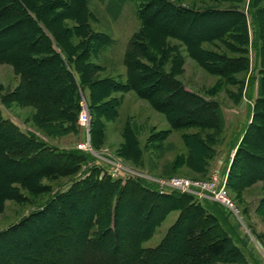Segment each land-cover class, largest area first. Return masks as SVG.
I'll use <instances>...</instances> for the list:
<instances>
[{
  "label": "trees",
  "instance_id": "obj_1",
  "mask_svg": "<svg viewBox=\"0 0 264 264\" xmlns=\"http://www.w3.org/2000/svg\"><path fill=\"white\" fill-rule=\"evenodd\" d=\"M133 1L137 3L141 26L128 43L124 56L127 82L121 85L113 80L101 81L97 66L88 63L83 65L98 49L109 44L110 37L89 34L87 39L94 40L95 46L89 49L87 45L84 48L80 42L75 47L80 52L70 55L56 32L45 22L46 12L56 8L55 1L0 0V61L12 64L22 78L10 98L4 99V104L15 102L24 106L59 107L61 119L52 121L53 131L44 132L45 137L53 138L64 130L77 131L81 109L80 91H92L104 86L106 94L115 91L135 92L169 119L172 116L174 128L221 129L223 116L218 102L206 100L183 87L164 89V85H170L169 74L163 70L162 62L151 58L147 44L165 50L168 39L177 40L190 53L199 51L202 54L201 65L227 81L231 75L246 70L249 59L214 57L203 51L202 45L220 41L231 36L234 31L245 35L244 43L247 44L250 19L255 36L252 45L261 60L263 77L256 122L251 123L242 142L253 147L241 146L239 151L248 165L246 169L243 166L241 168L246 170V174L252 171L249 178L264 180V174L260 173H264V124L257 122H264L263 0H250L247 11L241 9L245 0H228L236 3L228 9L202 10L170 0ZM19 34L29 41L20 44L19 39H13ZM17 54L19 60L15 56ZM95 96L93 92L88 95L93 141L98 134V114L101 112L97 111L102 110L98 103L102 97ZM103 105L110 106L104 116H118V101ZM190 138L197 139L200 148H191L189 160L203 164L202 159L211 156L212 152L200 142L197 134L190 135ZM133 143L137 144L136 141ZM90 162V156L85 152H60L55 145H50L39 136L22 131L12 121L4 119L0 112V188L6 189L5 199H8L7 194L13 199L19 198L18 187L14 185L37 192L38 187L32 180L67 177L75 174L81 164ZM87 173V177L73 182L67 191L56 194L32 215L45 219L47 224L43 225L42 236L32 240L29 246L33 244L34 247L36 245L39 249L45 248V251L52 252L45 258L42 254L32 257L30 253H19L18 260L11 255L13 251L4 252L0 253V264H65L69 249L81 253L79 264H249L229 231L233 228L210 212L209 207L200 206L201 201L194 196L179 192L161 194L156 184L139 179L129 178L123 183V180H114L106 174L100 177L101 170L96 166L90 167ZM91 197L95 198L96 206L87 210L85 205ZM126 198L134 223L129 234H120V213ZM211 203L222 210L219 204ZM49 210L52 215L56 214L54 226L48 218H44ZM175 210L180 211V215L161 242L155 247H144L156 228ZM37 219H34V223ZM22 225L1 232L0 242L18 236L16 247L24 251L28 239L26 241L25 236L16 235L21 232ZM64 241L70 245L69 248L60 244Z\"/></svg>",
  "mask_w": 264,
  "mask_h": 264
},
{
  "label": "rangeland",
  "instance_id": "obj_2",
  "mask_svg": "<svg viewBox=\"0 0 264 264\" xmlns=\"http://www.w3.org/2000/svg\"><path fill=\"white\" fill-rule=\"evenodd\" d=\"M48 1L43 0V2ZM50 1L56 2V8L52 12H46L45 22L56 32L66 51L70 55H77L80 51H77L75 47L80 42L84 48L87 45H89V49L95 46L94 40L87 39L89 34L107 35L111 38L109 44L98 49L99 51L92 54L83 65L88 63L97 66L101 81L113 80L121 85L126 84L125 52L131 37L141 26L137 15V3L133 0L128 1L124 12L115 19L114 14L108 12L109 6L104 3L106 1ZM170 1L197 10L228 9L236 4L228 0ZM249 2L250 0H245L241 9L247 11ZM248 31L247 44L244 43L245 35L234 31L231 36H226L220 41L202 45V50L214 57H247L249 59L247 69L231 75V79L227 81L222 80L219 75L208 72L201 65L202 54L199 51L190 53L177 40L168 39L165 50L147 44L151 58L162 62L163 70L169 74L170 85L167 83L164 85V89L174 90L183 87L206 100L218 102L223 116L221 129L174 128L171 124L172 116L169 119L151 102L139 97L135 92L115 91L106 94V87L103 86L92 91L86 89L85 93L82 91L79 93L80 108L84 100L89 107V93L93 92L96 98L102 97L101 100H98L102 110L97 111V113L101 112L98 114L99 125L98 134L94 140L95 144L91 140V113L88 127L80 124L78 118L77 131L64 130L59 136L47 138L44 136V132L53 131L52 121L56 122L61 119L60 108L43 105L24 106L15 102L4 104V99L10 98V94L21 84L22 78L12 64L0 61V112L3 118L15 123L22 131L31 132L46 140L50 145H55L60 152L80 150L88 154L91 161L87 165L81 164L75 174L67 177L32 180V183L38 187L37 192H32L20 185H14L18 187V199H13L10 194H7L8 199H5L6 189L0 188V233L23 224L21 232H17L16 235L25 236L26 241L28 239L25 244V246L28 244L26 249L23 247L24 251H21L16 247L18 242L16 237L18 236L8 237L0 242V253L13 251L11 255L16 260H18L19 253H30L32 257L42 254L43 258L47 257L52 251L47 252L45 248L39 249L33 244L29 246L32 240L42 236L43 225L47 224L45 219L32 216L33 213L40 211L56 194L67 191L73 182L87 177L86 171L90 167L96 166L101 170L100 177L106 174L114 180H123V183L129 178L153 183L152 181L157 179L167 180L175 177L190 180L194 184L208 183L209 187L220 186L224 190L229 206L219 204L221 210L211 203L213 201L199 200L201 201L199 202L200 206L209 207L210 212L216 214L223 222L228 223L230 228H233L229 231L249 264H264V180L249 178L252 171L246 174V170H243L248 165L243 154L239 151L241 146L251 149L253 147L244 145L242 142L251 123L256 122L255 114L258 112L263 77L261 60L254 44L252 45L255 36L250 19ZM13 39H19L20 44L29 41L26 40L27 38L23 39L22 34ZM18 54L20 56V52ZM18 54L15 56L19 60ZM143 61L146 62L144 58ZM113 100L119 102L118 116L112 117L110 114L104 116L107 109L110 110V106L103 107V104ZM257 122L264 124L260 120ZM192 134H197L200 142L206 144L212 152L211 156L204 155L203 164H196L189 160L191 148L198 150L200 148L198 140L190 138ZM251 139L253 138L251 137ZM133 141H136L137 144H134ZM83 143H88L90 148L81 150L79 146ZM0 187L2 186L0 185ZM172 192L160 191L161 194H171ZM87 202L85 205L87 210L96 206L94 197L88 199ZM49 211L44 215V218H48L47 220L54 226L56 225V214L54 216L52 211ZM120 214L122 219L119 232L120 234H129L134 221L127 198L124 200ZM179 215L180 211L178 210L169 213L156 228L153 237L144 243V247L157 246ZM36 218L38 219L34 223ZM60 244L65 248L66 246L70 247L65 241ZM69 252L65 264H79L82 259L81 253L75 252L74 249H69ZM29 264L37 263L30 262Z\"/></svg>",
  "mask_w": 264,
  "mask_h": 264
},
{
  "label": "built area",
  "instance_id": "obj_3",
  "mask_svg": "<svg viewBox=\"0 0 264 264\" xmlns=\"http://www.w3.org/2000/svg\"><path fill=\"white\" fill-rule=\"evenodd\" d=\"M91 120L89 107L84 100L81 112L79 114V122L83 126H89ZM81 150L89 149L90 145L88 143H83L79 146ZM155 183L161 192L163 191H173L179 192L181 194H188L194 196L197 200H209L216 202L218 204H222L226 207L229 206L227 197L224 193V190L218 185H213L209 187L207 183H198L194 184V182L184 179V178H171V179H157L152 181Z\"/></svg>",
  "mask_w": 264,
  "mask_h": 264
},
{
  "label": "crops",
  "instance_id": "obj_4",
  "mask_svg": "<svg viewBox=\"0 0 264 264\" xmlns=\"http://www.w3.org/2000/svg\"><path fill=\"white\" fill-rule=\"evenodd\" d=\"M105 4H107L109 7H108V12L110 14H114V17L115 19L117 17H119V15H121L126 6H127V3L128 1H131V0H102ZM112 7V8H111ZM114 17H112V19L114 20Z\"/></svg>",
  "mask_w": 264,
  "mask_h": 264
}]
</instances>
